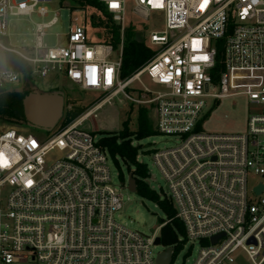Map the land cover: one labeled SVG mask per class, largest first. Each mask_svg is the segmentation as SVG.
Masks as SVG:
<instances>
[{
  "label": "built area",
  "instance_id": "obj_1",
  "mask_svg": "<svg viewBox=\"0 0 264 264\" xmlns=\"http://www.w3.org/2000/svg\"><path fill=\"white\" fill-rule=\"evenodd\" d=\"M46 1L0 0V90L20 91L34 77L62 76L107 97L51 134L17 128L0 133V264H157L155 241L169 221L146 235L116 219L128 182L113 183L108 152L83 126L121 94L153 105L157 131L177 142L155 150L153 159L184 226V246L200 245L193 264H238L244 258L264 264V0H99L120 27L118 49L88 43L85 27L77 24L64 45L46 46L43 38L59 23L58 12L36 25L33 46L6 43L9 16L46 17L49 10L39 5ZM130 5L141 20L161 13L164 28L148 35L155 50L151 61L123 79ZM218 41L225 70L215 82ZM6 53L24 60L28 73L7 67ZM145 75L155 88L142 81ZM135 82L150 98L131 95ZM237 95L261 108L250 115L245 133L198 129L209 100ZM252 174L261 180L249 190Z\"/></svg>",
  "mask_w": 264,
  "mask_h": 264
},
{
  "label": "rangeland",
  "instance_id": "obj_2",
  "mask_svg": "<svg viewBox=\"0 0 264 264\" xmlns=\"http://www.w3.org/2000/svg\"><path fill=\"white\" fill-rule=\"evenodd\" d=\"M49 10L46 17L33 14L29 16H9L8 18V37L4 38L8 44L16 48L30 47L35 43V28L38 23L50 21L55 12H58L59 23L48 29L47 34L43 38V43L48 47L64 45L66 42V35L69 33L71 26L74 24L85 27L87 34V41L90 44L104 43L106 37L105 30L101 29L109 22H114L113 19L107 17L100 11L90 8L82 7L79 3L72 0H50L43 4ZM161 13H152L148 20H141L132 12V5L129 6L127 15V22L133 23L136 26V31L140 39L148 40V35L151 31L162 30L164 28ZM118 52H114V59H117ZM3 62V53L0 50V64ZM142 81L150 88H155L148 78L143 76ZM30 87L34 92L38 93H60L65 99V110L60 124L67 120L65 119L69 109H82L83 112L75 118L69 117L71 124L81 118V116L92 108L98 102L104 100L107 95L96 91H85L80 89L77 85L70 82L62 76H50L46 78L34 77L30 83ZM140 83L135 82L131 88V95L138 99H148L150 96L143 95L140 92ZM134 107L132 112V130L137 128V109L139 107H147L149 109V117L156 128V114L154 106L151 104H137L127 101L123 94L114 99L113 104H107L99 113L98 118L90 117L83 122V126L99 137L101 132L117 133L122 126L125 119V114L130 106ZM261 108L250 103L247 96L237 95L230 98H224L216 103L212 100L208 102V109L204 114V121L201 124V130L206 133L217 134H243L247 131V124L252 113H259ZM67 124V125H68ZM9 128H17L27 132H33L38 136L51 134L54 129H43L31 126L28 122L23 120H14L11 122L0 121V133ZM176 140L172 136L160 134L149 137L142 141L135 140L133 145L139 146V154L137 161L140 164H145L149 170V177L145 179V183L150 189L156 191L161 198H166L167 192L166 183L162 178L160 170L154 163L153 152L155 150H163L175 146ZM139 159V160H138ZM109 167L112 174L113 183L115 185L127 184L128 176L131 173L127 165L118 158L117 161L110 159ZM260 178L255 175H250L248 179L249 190H251L256 183L260 182ZM125 204L122 210L116 215V219L128 228L139 231L146 235H151L157 231L158 227L165 221L171 222L167 219L164 212L158 205L149 200L140 197L137 193L130 192L124 189ZM129 197V200L127 199ZM169 200V199H168ZM161 235V231H158ZM182 239V237L180 238ZM171 248V247H167ZM200 245L195 243L193 246L187 243L179 251L175 252V257L172 264H193L197 257ZM162 245L156 246L154 251L156 253L164 251ZM28 264H33L28 261ZM238 264H250L244 258L238 261Z\"/></svg>",
  "mask_w": 264,
  "mask_h": 264
},
{
  "label": "trees",
  "instance_id": "obj_3",
  "mask_svg": "<svg viewBox=\"0 0 264 264\" xmlns=\"http://www.w3.org/2000/svg\"><path fill=\"white\" fill-rule=\"evenodd\" d=\"M72 1L79 3L82 7L96 9L111 18V15L105 10L103 3L99 0ZM101 29L106 32L104 43L112 45L114 49H118L122 37L120 27L115 22L108 21ZM217 43L218 55L216 58V66L212 71V76L215 82H218L221 72L225 70L223 63V42L218 41ZM154 55L155 50L151 48L144 39L139 38L136 26L133 23H129L123 34L121 77L127 79L133 76L148 64ZM6 65L7 67L14 68L18 71H24L26 73L29 71L27 63L13 53H6ZM28 78L29 77L27 76V80ZM33 92L34 91L28 84H26V86L20 91L0 90V121L11 122L14 120H23L28 122L25 111V100ZM133 111L134 107L131 105L125 114L121 129L117 133L101 132L98 145L103 150L107 151L110 158L115 161H117L118 158L122 159L136 180V193L142 198L155 202L164 212L166 218L171 220V222L161 229L160 237L163 246L174 249V260L175 252L179 251L185 243L184 226L180 220L176 218V210L172 202L166 198H161L156 191L150 189L145 183V179L149 177V170L145 164L138 163L137 156L140 147L133 145L135 140L142 141L149 137L160 135V133L154 129L153 123L149 117V109L147 107H139L137 109V128L136 130H132L131 124ZM82 112V109H69L65 117V119H68L64 120L59 127L66 126L71 122L69 117L75 118ZM203 121L204 117L198 125L199 130L201 129ZM181 237L184 238L183 241H180Z\"/></svg>",
  "mask_w": 264,
  "mask_h": 264
},
{
  "label": "water",
  "instance_id": "obj_4",
  "mask_svg": "<svg viewBox=\"0 0 264 264\" xmlns=\"http://www.w3.org/2000/svg\"><path fill=\"white\" fill-rule=\"evenodd\" d=\"M65 110V99L60 93L33 92L25 100V111L28 123L37 128L54 129L61 121ZM128 190L136 193L137 184L132 173L128 176ZM217 238L213 239L216 242ZM253 241V239L251 240ZM155 244L163 245L161 237H157ZM173 248H167L157 256V264H171L173 260Z\"/></svg>",
  "mask_w": 264,
  "mask_h": 264
},
{
  "label": "snow or ice",
  "instance_id": "obj_5",
  "mask_svg": "<svg viewBox=\"0 0 264 264\" xmlns=\"http://www.w3.org/2000/svg\"><path fill=\"white\" fill-rule=\"evenodd\" d=\"M112 7H117V5L116 4H113L112 5ZM247 10H245V12H246ZM90 55V54H89ZM201 59H203V60H205V61H207L208 60V57L207 56H203V57H201ZM107 82L108 83H111L112 81H111V69H109L108 71H107ZM92 83H96V80L95 79H93L92 80ZM31 181H28V184L29 185H31Z\"/></svg>",
  "mask_w": 264,
  "mask_h": 264
}]
</instances>
